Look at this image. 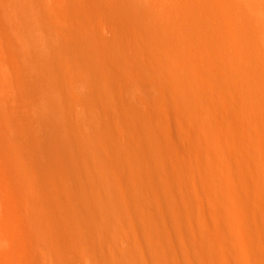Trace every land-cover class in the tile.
<instances>
[{
    "label": "bare ground",
    "instance_id": "obj_1",
    "mask_svg": "<svg viewBox=\"0 0 264 264\" xmlns=\"http://www.w3.org/2000/svg\"><path fill=\"white\" fill-rule=\"evenodd\" d=\"M0 264H264V0H0Z\"/></svg>",
    "mask_w": 264,
    "mask_h": 264
},
{
    "label": "rangeland",
    "instance_id": "obj_2",
    "mask_svg": "<svg viewBox=\"0 0 264 264\" xmlns=\"http://www.w3.org/2000/svg\"><path fill=\"white\" fill-rule=\"evenodd\" d=\"M25 115H31V113H27V114H23L24 117H29V116H25ZM22 117L23 119H21L23 125H29V124H32L33 121L35 120H31L32 117L33 119L36 118V116H30L31 119L29 120V118L27 120H25L26 118ZM35 117V118H34ZM38 119V118H36ZM26 121V123H25ZM30 121V122H29ZM35 123V122H34ZM33 125V124H32ZM30 127L28 128L27 130H24L26 132H28L29 130V134L28 133H24L22 132L23 134V139H25L26 142V147H29V153L31 155V158H34V161L36 164H40V165H44L45 163L48 164V160L49 158L51 157V151L49 150L48 146L47 145H43L42 143L44 142L43 139H44V136H45V132L43 131V128L41 127ZM43 134V135H42ZM27 135V136H25ZM29 135V136H28ZM28 137V138H27ZM43 141V142H42ZM28 144V146H27Z\"/></svg>",
    "mask_w": 264,
    "mask_h": 264
}]
</instances>
